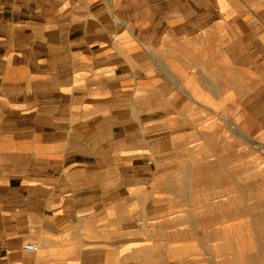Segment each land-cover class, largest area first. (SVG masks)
<instances>
[{
  "label": "crops",
  "instance_id": "obj_1",
  "mask_svg": "<svg viewBox=\"0 0 264 264\" xmlns=\"http://www.w3.org/2000/svg\"><path fill=\"white\" fill-rule=\"evenodd\" d=\"M261 15L255 0H0V264H253L251 214L208 213L129 146L136 104L155 113L163 90L171 113L244 97L264 131ZM181 121L168 141L189 150L199 126ZM233 237L242 263L222 261Z\"/></svg>",
  "mask_w": 264,
  "mask_h": 264
},
{
  "label": "rangeland",
  "instance_id": "obj_2",
  "mask_svg": "<svg viewBox=\"0 0 264 264\" xmlns=\"http://www.w3.org/2000/svg\"><path fill=\"white\" fill-rule=\"evenodd\" d=\"M262 1L264 2L255 0V5ZM255 25L256 28H264V15L259 17ZM172 97L169 90L161 91L158 95V101L161 103L157 104L155 113L149 111V97L143 96L142 101L136 104L141 107L140 119L138 118L130 132H135V138L140 137L141 141L129 147L150 155L143 160L130 161V164H142L155 170L162 168L179 170L171 177L175 186L188 184L191 199L204 200L208 213L214 211L215 203H222L223 219L235 217L241 212L251 214L252 236L248 238V243L252 247L253 264H264V131L259 127L262 124V115L260 114L259 120L251 119V115L245 112L242 104L245 98L230 96L222 97L218 105H207L211 110L202 108L196 110L193 107L195 103L191 102L187 103L182 113H171L168 111L174 105ZM183 116H188L194 126H199L195 131H199L202 137V142L199 145H191L189 150L184 146L172 145L168 141L170 135L179 130ZM171 118H178L179 125L166 131V123ZM133 133L126 136L133 137ZM123 135L118 129H110L111 152L118 151V138ZM171 153L175 157L166 159L165 154ZM183 153L201 159L183 160L181 159ZM210 240L212 247L214 242L212 238ZM229 240L223 236V244ZM231 240L235 244L234 250L227 251L223 248L222 253L227 252L228 256L222 255V261L231 258L234 263H237V260L238 263H242L244 256H240V253H245V249L241 248L238 251L237 246L239 244L244 246L245 239L233 237ZM210 251L211 254L217 253V250ZM230 253L233 254L232 257ZM213 259V256L206 255V260H210L208 264H214Z\"/></svg>",
  "mask_w": 264,
  "mask_h": 264
},
{
  "label": "built area",
  "instance_id": "obj_3",
  "mask_svg": "<svg viewBox=\"0 0 264 264\" xmlns=\"http://www.w3.org/2000/svg\"><path fill=\"white\" fill-rule=\"evenodd\" d=\"M263 67H264V63H263ZM36 249H37V245L32 242H26L21 246V250L25 253H32L36 251Z\"/></svg>",
  "mask_w": 264,
  "mask_h": 264
}]
</instances>
